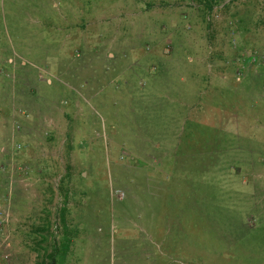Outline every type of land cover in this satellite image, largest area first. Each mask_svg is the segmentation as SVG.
<instances>
[{
    "label": "rangeland",
    "instance_id": "1",
    "mask_svg": "<svg viewBox=\"0 0 264 264\" xmlns=\"http://www.w3.org/2000/svg\"><path fill=\"white\" fill-rule=\"evenodd\" d=\"M0 264H264V0H0Z\"/></svg>",
    "mask_w": 264,
    "mask_h": 264
},
{
    "label": "trees",
    "instance_id": "2",
    "mask_svg": "<svg viewBox=\"0 0 264 264\" xmlns=\"http://www.w3.org/2000/svg\"><path fill=\"white\" fill-rule=\"evenodd\" d=\"M68 242V241H67ZM67 242L65 241L64 242V244H63V246L65 247L64 249L66 250V249H68V244H67ZM52 258V261H53V257H51Z\"/></svg>",
    "mask_w": 264,
    "mask_h": 264
}]
</instances>
